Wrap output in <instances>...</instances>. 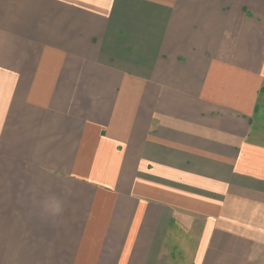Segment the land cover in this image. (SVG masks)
<instances>
[{
	"label": "crops",
	"instance_id": "crops-1",
	"mask_svg": "<svg viewBox=\"0 0 264 264\" xmlns=\"http://www.w3.org/2000/svg\"><path fill=\"white\" fill-rule=\"evenodd\" d=\"M0 264H264V0H0Z\"/></svg>",
	"mask_w": 264,
	"mask_h": 264
},
{
	"label": "clouds",
	"instance_id": "clouds-1",
	"mask_svg": "<svg viewBox=\"0 0 264 264\" xmlns=\"http://www.w3.org/2000/svg\"><path fill=\"white\" fill-rule=\"evenodd\" d=\"M42 211L49 217L58 218L64 212L63 202L59 199H47L42 202ZM250 260H254L255 257H250Z\"/></svg>",
	"mask_w": 264,
	"mask_h": 264
}]
</instances>
